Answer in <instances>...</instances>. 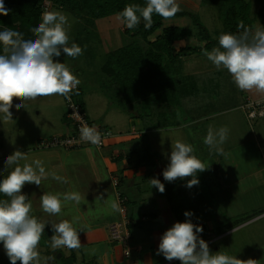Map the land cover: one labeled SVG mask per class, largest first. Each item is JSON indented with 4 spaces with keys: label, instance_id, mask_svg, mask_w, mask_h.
Here are the masks:
<instances>
[{
    "label": "rangeland",
    "instance_id": "374dc122",
    "mask_svg": "<svg viewBox=\"0 0 264 264\" xmlns=\"http://www.w3.org/2000/svg\"><path fill=\"white\" fill-rule=\"evenodd\" d=\"M246 1L250 3V10L248 14V20L246 23H244V26L253 28L256 26V20H260L261 24L264 25V0H260L259 4L256 3V8H259L258 12L253 10L257 0ZM55 4L56 3H53L51 0H44L42 3V11L45 12L58 10L68 15L69 22L71 24L69 29L70 40L81 46L83 49V54L73 59L67 57L66 54L62 52L61 56L54 58V60L65 62L73 74L76 75L77 78L86 85H90L94 80L98 81L100 84L102 82H106V75L104 74L102 67L107 61L105 56L107 50L105 46H107L109 42L110 37L108 33H111V31L106 33L104 30L109 25H116L119 23V21L114 17L116 15L98 18L95 20L94 25V23H87L88 21L86 22L80 19L79 15L75 14V12H73L68 7H61L60 5ZM185 5L187 7L183 11H187L190 15L191 13L192 15H197L200 22L204 24V26L214 38H218L221 33L225 32L226 26L223 23L224 21L222 19V15L217 6L202 2V0L200 2L198 0H189ZM181 7L182 6H180V8ZM190 15H182L181 17L165 20L164 24L166 26L172 24H188L195 32L197 28L192 15ZM237 21H240L239 16L234 17V25L237 23ZM208 50L210 51L211 49ZM214 76L218 77L215 74ZM210 82H213L210 83V87L214 88V91L218 90L221 97L223 95L224 97L227 95L226 84L223 80L221 81L220 85L218 84L217 78H212ZM176 89H173V94L175 93L176 95L172 98V103H170L171 105L168 107L169 109L167 110L166 114H161L159 110L157 112L152 110L149 115L143 112L141 116L135 115V118L142 120L143 123L146 122V120H166L164 123L167 125L169 121V123L172 122L173 124L176 121H179L183 115H187V119H192V122L195 118H203L205 114H209L207 110V102H209V100H214L216 97V94L212 92V89L208 88L210 91L203 93L205 95L203 96V98H205L204 101L201 97L198 98V95L190 96L191 93L188 94L189 97L187 98L184 97L185 95L180 96L182 90ZM185 92L188 91H184V93ZM228 92L230 94L231 91ZM86 96L87 95L85 93H80L78 95V99L80 102L85 103V108L90 120L98 124L100 119H96L93 116V112L87 102ZM56 98V96H48L47 98H44L47 100L46 102L42 100V97L29 100L32 110H34L36 113L35 115L31 113L29 116H24V120H21L20 125L26 127L27 130H25V132L28 131V135L26 136L27 143L25 144L24 142H21L20 145L24 147L26 151L28 147L30 148L29 151L25 152L29 153L28 160L22 161L21 163H31L34 160H38L37 157L39 155L56 153L62 159L63 163L61 177H64L68 182L62 183L60 181L54 180L49 174L46 179H42L40 186L35 184H26L22 189V194H27L33 205L31 214L40 220L59 222L60 220L64 219L71 221L73 217H79V221L74 225L77 228L83 227L84 229V231H79V238L81 234L87 231L89 224L97 223L100 225L104 224L106 220L108 221L109 218H118V220L112 221L108 225L107 229L111 236L113 234V225L118 224L121 220L120 217H111L119 214V211H114L111 208L112 202H116L119 205L117 200V192H111L103 189L102 191H98V193L102 192L103 195L95 193L94 196H89L84 187V185H87V183L92 180L94 173L104 174L105 170L99 160L100 150L92 144H86L81 148L71 149H65L62 147L47 148L40 147L39 145L40 139H38V137L41 135L45 137L46 134L48 135L53 133L55 132L56 128H58V122L55 121L54 118L63 120L62 123H65L64 127L67 123L69 124L66 114L65 100L63 97L62 99ZM112 104L122 109L121 105H118L117 101H114V99L112 100ZM39 106H41V113L37 114ZM136 108L139 107L136 106ZM44 109H47V111L45 112ZM123 113H126V111L123 110ZM0 122H3L5 125L4 120H0ZM147 123V125H144L146 128L157 127V125H152L150 122ZM216 123L217 121L215 118L203 119L201 122L198 121L195 125H188L185 127V132L183 131V128L178 129V127L166 126L159 128L158 130L144 132L141 138H138L136 141H134L133 145L137 147V150L131 151L133 156L132 159H135L138 164L140 162L139 158H141L139 156H141L143 153L148 154L149 152L151 154H158L161 159L160 164L164 165L166 168V166L169 164L168 157L171 154L172 142L174 143L177 140H181L187 144H190L194 150L193 154L209 167L205 171L197 174L199 184L193 186L190 189L185 185L188 180L192 179V177L177 179L174 182L165 181V183H170L168 187L174 186L176 189L173 191L174 196H172L171 200V206L173 207L174 211L170 210L168 215H171V213L174 212L173 214H176L179 218L178 221L183 222L188 219L184 216V212L190 211L193 213L190 219H192L191 221L194 224L204 226L203 221L205 222L207 220L206 223H210V225H212V222H214L216 224L215 226L219 225L220 229H217L219 232L212 233L213 236L210 238H205L207 239L205 241L208 243L212 252L221 250L229 255H234L241 260H247L251 258L258 261V264H264V213L258 214V212H256V217H262L261 219L257 218V220L255 219L256 217H248L252 216V214L246 215L247 217L244 218L234 217V182L229 186V180H234V165L231 162L232 159L230 158L231 155L228 154V150L225 151L224 149L226 148V145L229 144L231 139L222 145V154L217 153L215 150L210 151L209 147L203 142L210 127L216 130ZM158 126H164V124L161 123V125ZM106 127L115 131L110 125H106ZM22 128L25 129L24 127ZM12 136L18 137L22 135L17 134L16 131H13ZM36 140L38 141L36 142ZM153 141L155 143H152ZM232 144H234L233 140ZM15 149V147L10 148L0 141V156H2L0 157V170H2V172H0V179L7 175V173L4 172V161L7 158L6 155ZM162 151H164V153ZM126 152H130V150H127ZM143 161L146 162V159L141 160L139 165L142 164ZM61 164L56 162L53 166L56 168ZM45 171L47 172L46 169ZM51 178L52 180H49ZM52 183H56L57 187L60 188L58 190H52ZM126 184L127 180L125 181V185ZM138 184L141 186V188H145L143 183L140 181ZM122 188L123 187L119 186L118 190L120 191ZM44 192L60 194L78 192L82 199L79 204H77L75 201H64L61 214L58 216H49L47 213L43 212L40 206V196L43 195ZM0 199H6V197L0 195ZM146 200H148V196L146 197ZM237 204L238 203H236V205ZM128 205L130 209L133 208L132 202L128 203ZM131 218L133 219L134 217ZM234 218H239V223L236 224V226H233V228L227 227V223H230ZM132 219L128 227L131 231V237L133 238ZM45 229H47V231L44 232L38 247V250L41 254V264H44V258L49 256H55V260L49 262V264H68V257L71 254H78V263H82V253L80 252L81 247L75 250H69L67 248L53 250L50 247V237L53 235L51 224H46ZM173 261L174 262L171 264L180 262L179 260ZM0 264H10L9 258L7 257L2 244H0ZM17 264H20V262L17 261Z\"/></svg>",
    "mask_w": 264,
    "mask_h": 264
},
{
    "label": "clouds",
    "instance_id": "9594fccd",
    "mask_svg": "<svg viewBox=\"0 0 264 264\" xmlns=\"http://www.w3.org/2000/svg\"><path fill=\"white\" fill-rule=\"evenodd\" d=\"M11 9L6 8L4 0H0V15L7 16ZM181 11L177 0H146L145 6L128 4L117 13L116 19L127 29H135L143 22L147 30L153 26V14L163 20L172 19ZM71 24L65 13L53 10L42 13L41 21L30 31L34 38L25 39L23 33L4 27L0 30V113L4 120H12L10 109L13 99L23 103L16 104L19 110L25 106L26 100L37 97L62 96L70 99V94L76 90L81 81L70 70L65 62L54 60L62 52L69 58H77L83 54V49L70 40ZM236 33L223 32L218 37V46L210 51L202 48V54L219 71L224 69L230 75L236 87L241 91H255L264 94V25L254 29L238 26ZM229 129L220 127L209 128L204 138V144L217 153L223 152L222 145L228 139ZM80 139L92 145L100 146L101 133L95 127L84 125L80 128ZM193 148L181 140L171 145L169 164L163 170L165 181L174 182L177 179L192 177L186 183L187 188L199 184L197 174L208 169L200 159L193 154ZM28 160V154L17 149L4 161V172L7 175L0 179V244L3 245L10 264H41V254L38 250L46 224H51L53 235L50 237V247L53 250L67 248L79 249L81 241L79 231L74 225L79 217L71 221L64 219L59 222L43 221L32 215L33 205L27 194H22L26 184L41 185L49 173L40 160L31 163H21ZM54 180L62 183L68 181L56 173H50ZM151 187L160 193L165 186L157 178H151ZM78 192L51 193L44 192L40 196V206L49 216H58L62 212L64 201L81 202ZM114 211H120L116 202L111 203ZM190 211H185L186 219L175 222L160 237L157 255H163L168 261L179 260L181 264H258L254 259L241 260L223 251L212 252L208 243L201 238L203 228L194 224ZM55 260V256L44 258V264Z\"/></svg>",
    "mask_w": 264,
    "mask_h": 264
},
{
    "label": "crops",
    "instance_id": "0c3cea01",
    "mask_svg": "<svg viewBox=\"0 0 264 264\" xmlns=\"http://www.w3.org/2000/svg\"><path fill=\"white\" fill-rule=\"evenodd\" d=\"M187 1L189 0H177L178 4L182 6L181 11L185 10L187 7L185 5ZM198 1L200 2L201 0ZM259 1L260 0H257L253 7V10H256V12H258L259 9L256 8ZM114 15L117 16V13L109 16ZM116 16L114 17L116 18ZM177 17L181 16H174L173 18ZM164 22L163 27L176 25L191 29L188 24H172L166 26ZM260 24V20H256V26ZM124 27L125 26L119 22L116 25L107 26L104 30L106 33L111 31V33H108L110 39L107 46H105L107 50L105 56L108 52L131 42V38L124 34ZM255 27H253V29ZM197 44H200V40L193 35L177 40L174 46L179 50L185 46ZM214 74L219 78L215 77ZM212 78H217L219 85L222 80L225 82L227 90V95L225 97L224 95L221 97L218 90L214 91V88L210 87V83H213L210 82ZM81 85L83 87L81 93L87 95L86 99L93 112V116L96 119H100L98 124L93 123L105 127L106 125H110L116 131L112 130L116 135L109 140L106 146L99 149V160L105 170L104 174L94 173L92 180L87 183V185H84V187L89 196H94L95 193L103 195L102 192L98 193V191H102L103 189L111 192L116 191L118 193V187H123L122 190L120 189V192L126 195L128 201L130 200L133 204V208L130 209L129 207L128 212L131 214H128V216L134 217L132 219V253L130 257H126L123 252V246L111 239L107 228L110 222L116 221L118 218H109L104 224H89L87 231L80 236V241L82 242L80 248L83 260L82 263H78V254H71L68 257V264H171L174 262L173 260H166L162 254L157 255V250L162 234L175 222H179V218L176 214H173L174 212L168 215L170 210L174 211L171 206V200L172 196H174L173 191L176 189L174 186L168 187L170 183H165V191L163 193H160L157 188L151 187L148 174L154 170L159 176H162L161 174L165 168L164 165L160 164V166L155 168L154 165L147 160L146 162H142L143 165H139L141 159L139 158L140 162L137 164L136 160L132 159L133 156L131 152L137 150V147L133 145L134 141L141 138L144 132L158 130L165 126L178 127V129L183 128L185 132V127L188 125H195L198 121L201 122L203 119L215 118L217 121L216 129L227 127L229 133L226 141L230 139L231 141H229V144H227L224 149L225 151L228 150V154L231 155V162L234 165V180H229V186L234 182V217L244 218L247 217L246 215L251 214L252 216L248 217H256V212H258V214L264 213V116L256 120H250L247 117L245 108V104L249 99H262L264 98V94L256 93L254 90H239L227 71L224 69L217 71L215 66L202 54V52L183 55L181 75L177 78L176 84L177 89L182 90L181 93L185 95V98L189 97L188 94L191 93L190 96L198 95V98L201 97L204 101L205 98H203V96L205 95L203 93L210 91V89L216 94L214 100H209V102H207L209 114H205L203 118H195L192 122V119H187V115H183V117L180 118L181 121H176L174 124L172 122L169 123V121L166 125L164 123L166 120L158 121L156 119L152 121L146 120V122L143 123L142 120L135 118V115L139 116V114L132 112V110L123 109L122 107V109H120L112 104V95L108 93L98 81L94 80L90 85L81 82ZM184 91L188 92L184 93ZM228 91H231L230 94ZM56 97V99H62V96L56 95ZM44 98L47 97H42V100L46 102L47 100ZM20 103H23L20 99H13V106L10 109L12 120H4L3 114L0 113V120L5 121V125L3 122H0V141L10 148L15 147V150L19 149L25 153L29 151L30 148L28 147L26 151L20 143H27L26 136L28 135V131L25 132V130H27L26 127L20 125L21 120H24L23 117L29 116L31 113L35 115L36 112L32 110L29 100L25 101L26 107L17 110L15 105ZM40 108L41 106H39L37 114L41 113ZM123 110L126 111V113H123ZM44 111L46 112L47 109H44ZM54 120L58 122L59 126L56 128L55 132L48 134L49 136L67 131L69 127L68 123L64 127L65 123H62L63 120L55 118ZM147 122H150L152 125H157V127L146 128L144 125H147ZM161 123H163L164 126H158L161 125ZM13 131H16L17 134L22 136H12ZM48 135L46 134V136ZM40 137L44 136L41 135ZM40 137H38V139H40ZM232 140L234 144H232ZM37 141L38 140H36V142ZM152 143L155 142L153 141ZM15 150L11 151L6 156H9ZM127 150H130V152H126ZM162 152L164 153V151ZM37 159L42 161L47 173L50 174L54 172L59 176L62 175V159L56 153L39 155ZM56 162L62 164L55 168L53 165ZM0 172H2V170H0ZM115 177H117L120 182L117 187L113 185V179ZM49 180H52V178ZM126 180L127 184L125 185ZM139 181L143 183L145 188H141L138 184ZM51 188L52 190H58L60 187H57L56 183H52ZM147 196L148 200H146ZM236 203L238 204L236 205ZM111 217L122 218L121 210L119 214ZM257 218L261 219L262 217H256L255 219L257 220ZM238 219L234 218L233 220L235 221ZM206 222L207 220L205 222L203 221L205 227L203 228V234L200 233V236L210 238L217 226H215L216 224L214 222H212V225ZM176 264L181 263L178 262Z\"/></svg>",
    "mask_w": 264,
    "mask_h": 264
},
{
    "label": "trees",
    "instance_id": "16d2710c",
    "mask_svg": "<svg viewBox=\"0 0 264 264\" xmlns=\"http://www.w3.org/2000/svg\"><path fill=\"white\" fill-rule=\"evenodd\" d=\"M43 1L4 0L6 8L11 9V11L7 16L0 15V30L8 27L23 33L25 39L34 38V34L30 29L37 26L41 21ZM51 1L56 3L55 5L68 7L79 15L80 19L88 21L87 23H94V25L96 19L119 13L128 4H139L141 6L146 4V0ZM202 2L218 7L226 26L225 32L236 33L240 31L241 29L238 26L241 21L245 25L244 23L248 20L250 3L246 0H202ZM182 15L190 14L187 11H180L175 16ZM234 15L239 16L240 20L235 25ZM192 18L197 28L195 32L190 28L176 25L163 27L164 20L157 14H153L154 23L150 29L146 30L143 27V22L135 29L130 30L124 27V34L131 38V42L108 52L106 64L102 67L106 75V82H102L101 85L112 95L118 105H121L123 109L136 112L139 116L143 112L149 115L152 110L155 112L159 110L161 114H166L168 107L171 105L170 103H172V98L176 95L173 94V89H176L177 78L181 75L183 55L201 53L202 48L208 50L218 46V38H214L209 33L198 16L193 14ZM193 35L200 40V44L188 45L179 50L175 48L174 43L177 40ZM1 52L2 46H0ZM82 88L80 84L78 86L79 94L82 92ZM180 96H183V93H180ZM81 103L86 109L84 103ZM136 106L139 108H136ZM140 159H146L155 168L160 166L161 159L158 154L143 153ZM161 175L159 176L158 173L152 171L148 174V179L157 178L165 184L163 174ZM235 221L233 220L226 226L233 228L240 220ZM201 226L202 228L205 227ZM217 229H220L219 225L213 233L219 232ZM46 231L47 229L44 230V232ZM201 238L207 240L205 238L208 237L201 236Z\"/></svg>",
    "mask_w": 264,
    "mask_h": 264
},
{
    "label": "built area",
    "instance_id": "2783aa9c",
    "mask_svg": "<svg viewBox=\"0 0 264 264\" xmlns=\"http://www.w3.org/2000/svg\"><path fill=\"white\" fill-rule=\"evenodd\" d=\"M79 86V85H78ZM70 99L65 100L66 105V114L69 120V127L67 131L64 133L53 134L48 137L40 138L39 145L40 147H62L65 149L71 148H81L86 144H90L88 142L82 141L80 139V128L84 125L89 127H95L101 133L102 143L100 146L94 145L98 149H102L106 146L110 139H112L116 134L107 127H102L99 125H94V123L90 120L86 109H84L82 103L78 99V95L76 94V90L70 94ZM246 114L248 119L256 120L260 117L264 116V98L258 100L249 99L246 104ZM119 179L115 177L113 179L114 187L119 185ZM118 202L120 206V210L122 213V218L118 224L113 225V234L110 236L113 241L117 242L121 246H123V252L126 257H130L132 253L131 249V231L128 227L129 223H131V217L128 216V197L121 193L120 191L117 193ZM127 218V219H126ZM124 221V222H123ZM178 261V260H175ZM169 263V262H167Z\"/></svg>",
    "mask_w": 264,
    "mask_h": 264
},
{
    "label": "water",
    "instance_id": "95a60500",
    "mask_svg": "<svg viewBox=\"0 0 264 264\" xmlns=\"http://www.w3.org/2000/svg\"><path fill=\"white\" fill-rule=\"evenodd\" d=\"M219 219H220V217H219Z\"/></svg>",
    "mask_w": 264,
    "mask_h": 264
}]
</instances>
